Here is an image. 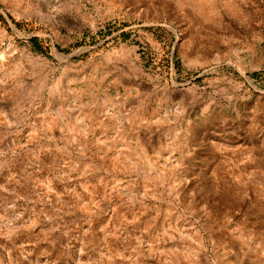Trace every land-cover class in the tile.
<instances>
[{"label": "rangeland", "instance_id": "rangeland-1", "mask_svg": "<svg viewBox=\"0 0 264 264\" xmlns=\"http://www.w3.org/2000/svg\"><path fill=\"white\" fill-rule=\"evenodd\" d=\"M0 264H264V0H0Z\"/></svg>", "mask_w": 264, "mask_h": 264}, {"label": "trees", "instance_id": "trees-1", "mask_svg": "<svg viewBox=\"0 0 264 264\" xmlns=\"http://www.w3.org/2000/svg\"><path fill=\"white\" fill-rule=\"evenodd\" d=\"M34 44L36 45V47H39V42H38V38H34L33 39Z\"/></svg>", "mask_w": 264, "mask_h": 264}]
</instances>
